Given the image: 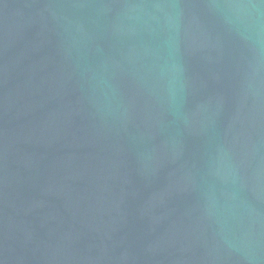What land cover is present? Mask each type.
<instances>
[{"label": "water", "instance_id": "water-1", "mask_svg": "<svg viewBox=\"0 0 264 264\" xmlns=\"http://www.w3.org/2000/svg\"><path fill=\"white\" fill-rule=\"evenodd\" d=\"M0 264H264V0H0Z\"/></svg>", "mask_w": 264, "mask_h": 264}]
</instances>
